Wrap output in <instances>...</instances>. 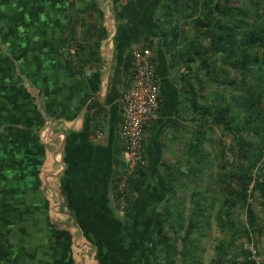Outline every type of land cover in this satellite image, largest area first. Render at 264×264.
<instances>
[{"label":"trees","instance_id":"obj_1","mask_svg":"<svg viewBox=\"0 0 264 264\" xmlns=\"http://www.w3.org/2000/svg\"><path fill=\"white\" fill-rule=\"evenodd\" d=\"M154 5L153 31L142 47H152L162 64L158 81L172 79L159 106L167 119L163 135L174 143L169 158L154 173L137 169L124 193L118 187L122 175L113 176V204L82 197L70 213L81 228L79 237L96 247L98 264H177L181 255L192 264L193 249L205 236L203 218L211 217L209 205L215 209L220 195L215 218L221 231L230 232L229 240L218 243L221 262L215 264H223L235 237L249 238L235 227L232 207H243L250 195H259L264 206V0ZM126 67L130 82L131 53ZM26 110L22 134L0 135V264H57L59 244L72 238L64 232L71 223L58 226L50 217L42 123L34 108ZM122 196L126 213L120 217ZM65 207L59 210L64 213ZM248 217L254 224L252 210ZM169 228L184 236L171 237Z\"/></svg>","mask_w":264,"mask_h":264},{"label":"crops","instance_id":"obj_2","mask_svg":"<svg viewBox=\"0 0 264 264\" xmlns=\"http://www.w3.org/2000/svg\"><path fill=\"white\" fill-rule=\"evenodd\" d=\"M154 4L0 0V135L22 134L25 109L37 111L53 222L71 223L64 232L72 238L59 244L57 264H88L70 210L82 197L109 203L106 188L126 170L121 128L123 95L132 82L127 56L146 45ZM155 64L160 73L161 62Z\"/></svg>","mask_w":264,"mask_h":264},{"label":"rangeland","instance_id":"obj_3","mask_svg":"<svg viewBox=\"0 0 264 264\" xmlns=\"http://www.w3.org/2000/svg\"><path fill=\"white\" fill-rule=\"evenodd\" d=\"M153 2L160 3L161 0H153ZM152 26H153V19H152ZM186 28H189V27H186ZM188 33L191 34L190 32ZM150 49L154 55V49L152 47ZM171 80H172L171 76L168 78L164 77V79H162V77L160 76V81H159L160 82L159 84L160 94L161 92L163 93L165 86L169 87L172 85ZM174 90L176 91L175 87H174ZM168 95L170 96L172 94H168ZM165 105H166V101L163 98L162 107L164 108ZM166 121L167 119L163 117V114L161 112L159 114L157 121L154 122V124L149 125L145 130V147H146L145 152H146L147 166L144 169L146 170L149 169L148 171L151 170L150 174L154 173V171H157L159 169L160 162L170 155V152H171L170 147L174 145V143L171 140H167L166 136L163 135L164 130L167 129L165 128ZM150 126L151 128H149ZM125 171L126 170H123L121 172L122 176L125 175ZM45 172L46 171L42 172L43 175ZM151 181H153L152 182L153 194H156L159 191H157L156 184L154 183L155 179H151L150 182ZM253 186H254V182L250 188L252 189ZM106 189L108 193L109 192L111 193L110 202L113 204L114 197H112V191H111L112 185L111 187H107ZM119 191L122 192L121 189H119ZM207 196H210V195L207 194ZM219 197L220 195L217 196L215 209L209 205L211 217L203 218V224H204L203 231L205 233V236L201 235L199 243L194 247V249L191 248L194 250V255L197 259L192 264H215V261H218L219 259L218 243L223 238L224 240L230 239V235H229L230 232H228L227 230V234H225V232L221 231L218 227L217 219L215 218L217 209L220 206ZM121 199H123L122 200L123 204L121 205V207L120 206L118 207V211H117L120 217L125 215L126 213V209H124L126 205L124 202L125 197L122 196ZM262 201L263 200L259 195H256L254 198L252 197V195H250L249 200L246 205H244L243 207L239 206L237 209L232 207L233 215L231 214V216L233 217V220L235 222V227H237L241 231H248L249 238L246 233L244 234V236L237 235L235 237V242L233 243L234 245L232 244L231 246H228L227 248L228 251H227L226 257L224 261H222L223 264H243L248 260H250L253 264H264V206H263ZM186 204L189 205L188 203ZM208 204H206L207 208H208ZM250 210H252V214L255 218L254 224H251L249 222L248 213ZM50 211L53 212L52 208ZM51 214L53 217V221L55 222V219L57 218V216L54 214V212ZM184 215L185 216L188 215V210L187 212H185ZM252 225H255L256 228L254 229ZM259 228L263 229V234H261L258 230H256ZM176 230L174 232V230H171L170 228L168 229L169 233H171L170 234L171 237H174V236L177 237L179 236V234L184 236L183 235L184 231L181 230V231L176 232ZM80 240L83 243L85 242L83 252H84V255L89 258L88 264H98L95 260L96 247L92 244V241H88L89 240L88 238L85 239L83 237L80 238ZM178 242L179 243L177 245V250L179 253H182L183 245L180 243V241ZM218 262H221V261L219 260ZM177 264H185L184 261L182 260V255L179 257V261L177 262Z\"/></svg>","mask_w":264,"mask_h":264},{"label":"built area","instance_id":"obj_4","mask_svg":"<svg viewBox=\"0 0 264 264\" xmlns=\"http://www.w3.org/2000/svg\"><path fill=\"white\" fill-rule=\"evenodd\" d=\"M132 82L123 95L121 138L128 154L125 175L119 182L122 193L137 169L147 166L145 130L159 117L160 85L153 52L142 46L134 48ZM125 188V189H124Z\"/></svg>","mask_w":264,"mask_h":264}]
</instances>
